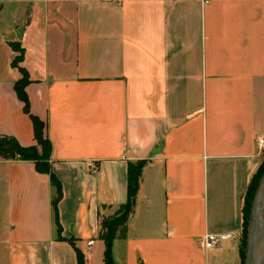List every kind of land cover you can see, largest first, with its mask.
I'll return each mask as SVG.
<instances>
[{
  "label": "crops",
  "instance_id": "obj_1",
  "mask_svg": "<svg viewBox=\"0 0 264 264\" xmlns=\"http://www.w3.org/2000/svg\"><path fill=\"white\" fill-rule=\"evenodd\" d=\"M24 77L62 183V235L86 264H105L101 221L138 160L116 264H242L244 197L264 158V0H0V139L30 146ZM0 182L9 264H78L50 175L0 157ZM219 232L237 236L205 249Z\"/></svg>",
  "mask_w": 264,
  "mask_h": 264
},
{
  "label": "trees",
  "instance_id": "obj_2",
  "mask_svg": "<svg viewBox=\"0 0 264 264\" xmlns=\"http://www.w3.org/2000/svg\"><path fill=\"white\" fill-rule=\"evenodd\" d=\"M21 59V58H20ZM27 80L25 77L15 84V89L19 98L24 102V109L30 113L29 98L27 96L25 86ZM31 114V113H30ZM35 128V138L37 144L24 146L21 145L16 139L8 138L11 147H0V157L16 158L21 160H32L35 162L36 168L39 172L47 173L50 175L51 182L55 188L52 207L55 215V223L57 225L58 239L66 240L72 243L75 247V239L73 237L67 238L62 235V225L59 221L58 204L62 198L63 190L62 183L57 175L53 172L51 165V151L52 143L45 132V122L39 117L31 114ZM0 142H2L0 140ZM3 155V156H2ZM146 161L138 160L136 162H129L128 165V184H127V200L119 206L116 212L101 221L100 237L106 243L104 262L105 264H116L113 257V243L117 237H125L126 224L134 212V207L137 200V195L140 188V181L142 177L143 167ZM264 174V159L259 166L257 172L253 175L247 192L244 197L243 207V232H242V264H245V248L247 241V228H248V214L247 205L251 206L252 200L258 188L261 177ZM249 211V210H248ZM78 264H86L85 254L77 248Z\"/></svg>",
  "mask_w": 264,
  "mask_h": 264
},
{
  "label": "water",
  "instance_id": "obj_3",
  "mask_svg": "<svg viewBox=\"0 0 264 264\" xmlns=\"http://www.w3.org/2000/svg\"><path fill=\"white\" fill-rule=\"evenodd\" d=\"M0 140V147H11L8 138ZM250 217L252 229L246 244L245 264H264V258L259 257V252L264 246V174L254 196Z\"/></svg>",
  "mask_w": 264,
  "mask_h": 264
},
{
  "label": "rangeland",
  "instance_id": "obj_4",
  "mask_svg": "<svg viewBox=\"0 0 264 264\" xmlns=\"http://www.w3.org/2000/svg\"><path fill=\"white\" fill-rule=\"evenodd\" d=\"M253 200L251 206L247 205V214H248L247 240L249 238L250 231L252 229L251 228L252 222L250 216L252 211ZM10 226L11 225L7 215L6 192L4 191L3 184L0 182V264H9V244H8V240L6 239V232H8V230L11 228ZM246 253L247 252L245 248V259H246Z\"/></svg>",
  "mask_w": 264,
  "mask_h": 264
},
{
  "label": "built area",
  "instance_id": "obj_5",
  "mask_svg": "<svg viewBox=\"0 0 264 264\" xmlns=\"http://www.w3.org/2000/svg\"><path fill=\"white\" fill-rule=\"evenodd\" d=\"M258 149L264 151V133L260 132L256 136ZM89 169L91 173L96 174L99 171V164L95 160H90L88 162ZM236 233L234 232H219V233H207L203 236L201 240V244L205 249H211L220 243L236 237ZM94 243V240H90L88 245Z\"/></svg>",
  "mask_w": 264,
  "mask_h": 264
},
{
  "label": "bare ground",
  "instance_id": "obj_6",
  "mask_svg": "<svg viewBox=\"0 0 264 264\" xmlns=\"http://www.w3.org/2000/svg\"><path fill=\"white\" fill-rule=\"evenodd\" d=\"M259 257L264 258V246L259 252Z\"/></svg>",
  "mask_w": 264,
  "mask_h": 264
}]
</instances>
